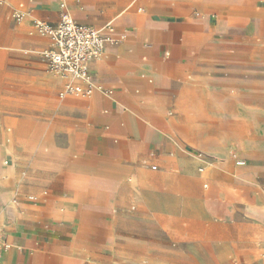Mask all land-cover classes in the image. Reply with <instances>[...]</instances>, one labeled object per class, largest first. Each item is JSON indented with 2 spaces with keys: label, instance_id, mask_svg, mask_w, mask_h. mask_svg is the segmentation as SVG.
Here are the masks:
<instances>
[{
  "label": "crops",
  "instance_id": "crops-1",
  "mask_svg": "<svg viewBox=\"0 0 264 264\" xmlns=\"http://www.w3.org/2000/svg\"><path fill=\"white\" fill-rule=\"evenodd\" d=\"M248 2L264 7L0 0L2 264H189L193 239L216 264H236L240 247L264 254V57L214 51L244 28L264 39L253 22L264 10ZM62 4L77 24L125 36L89 62V83L51 74V41L33 30L57 25ZM66 86L92 93L60 97ZM178 208L189 217L175 223L167 212ZM229 217L233 231L205 230Z\"/></svg>",
  "mask_w": 264,
  "mask_h": 264
},
{
  "label": "built area",
  "instance_id": "built-area-1",
  "mask_svg": "<svg viewBox=\"0 0 264 264\" xmlns=\"http://www.w3.org/2000/svg\"><path fill=\"white\" fill-rule=\"evenodd\" d=\"M62 13L57 25H50L43 21H34L33 30L41 37L51 41V47L43 52L48 71L56 76L72 77L76 80L89 83L88 64L97 59L106 44H117L125 39L124 35H115V30L108 25L103 30H97L77 24L61 5ZM12 19L20 22L25 13L21 9L15 10ZM92 89H82L75 86H66L60 97L67 95L90 96ZM243 165V163H238ZM156 170V167H151ZM202 172V169L199 170ZM1 242V233H0ZM0 264H2L0 250Z\"/></svg>",
  "mask_w": 264,
  "mask_h": 264
},
{
  "label": "rangeland",
  "instance_id": "rangeland-1",
  "mask_svg": "<svg viewBox=\"0 0 264 264\" xmlns=\"http://www.w3.org/2000/svg\"><path fill=\"white\" fill-rule=\"evenodd\" d=\"M249 6L251 8L253 7L254 12H259L264 10V7L259 5L256 2H248ZM255 23L256 29L259 31L260 34L264 35V18H255L253 20ZM251 32L247 28L239 30L237 33H233L231 38H233L235 41L233 42L234 44H231L229 46H216L214 48V51L216 54H220L223 56L231 55V56H236L238 57L240 62L243 61H248L249 59H254L255 61H258L264 57V39L255 37L254 39L250 36ZM225 39L230 40V37H226ZM0 50H3L2 48ZM217 155V154H216ZM0 156H1V161L4 163L5 161V145L0 144ZM208 163L210 165L212 164V160L207 159ZM240 160H235L233 162V165L235 166V163ZM245 164H247V161H245ZM208 169H211V166L208 167ZM203 174V177L207 174V171ZM211 171V170H210ZM210 173V172H209ZM203 184H207L208 188L210 186V182L207 180H202L201 186ZM202 188V187H201ZM203 189V188H202ZM209 192H206L207 196L206 198L209 197L208 195ZM187 208V207H186ZM158 210V209H157ZM239 210V214L242 212L241 209ZM160 212H163L161 210H158ZM167 212V211H166ZM187 212L190 215H199V213H202L201 207L197 203L191 202L189 208L187 209ZM184 210L178 208V209H173L169 210L167 212L170 216H173L175 223H179L182 219H186L189 217ZM165 213V212H163ZM210 223H208L205 227V230L212 231H233L232 223L235 222V219L233 218L231 220V217H229L226 221H224V227H220L219 224L222 223V221H219L218 219H213L209 220ZM184 228L186 231H191V232H198L202 231L203 229L197 228L198 226H191L188 225V223L183 224ZM189 228V229H188ZM191 228V229H190ZM243 232H246L247 230H242ZM243 242V241H240ZM198 240L193 239L191 241V254L189 256H184L183 258H187L189 264H216L215 263V250H212L211 252H207L206 255L201 254L198 251V246H197ZM214 248V246H212ZM240 251V256L238 258V261H236V264H257L259 261L264 260V254H261L260 256H248V255H241V247L239 249Z\"/></svg>",
  "mask_w": 264,
  "mask_h": 264
}]
</instances>
